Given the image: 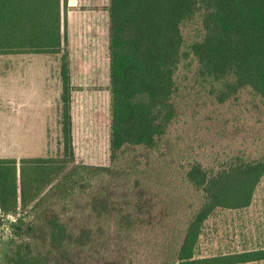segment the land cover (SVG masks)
<instances>
[{
    "label": "trees",
    "instance_id": "16d2710c",
    "mask_svg": "<svg viewBox=\"0 0 264 264\" xmlns=\"http://www.w3.org/2000/svg\"><path fill=\"white\" fill-rule=\"evenodd\" d=\"M67 7L68 0H0V56L62 55L63 155L20 161L0 158V224L1 216L32 206L30 219L9 222L13 238L5 264H75L80 251L106 239L110 227L116 238L126 241L147 224L142 217L147 203L141 196L129 207L118 203L110 209V202L98 195L92 211L98 218L113 214L114 221L76 233L59 214L43 208L81 171L112 172L104 165L73 166ZM109 16L113 163L130 150L159 147L176 118L174 99L181 66L195 65L197 79L208 86L217 103H227L245 90L264 100V0H111ZM196 19L201 22V35L187 42L183 27ZM186 177L202 202L187 222L179 249L163 264L263 263L264 247L209 257H200L197 251L205 224L217 210L241 211L253 204L264 179V158H238L218 172L196 163Z\"/></svg>",
    "mask_w": 264,
    "mask_h": 264
},
{
    "label": "rangeland",
    "instance_id": "374dc122",
    "mask_svg": "<svg viewBox=\"0 0 264 264\" xmlns=\"http://www.w3.org/2000/svg\"><path fill=\"white\" fill-rule=\"evenodd\" d=\"M110 3L111 0H68L65 50L73 58L74 82L89 86L87 89L73 86L76 107L73 166L104 165L111 167L112 172L81 171L74 183L64 185L66 190L56 192L58 195L43 208L59 214L76 233L100 222L114 221L113 214L98 218L92 211V201L98 195L110 202V209L118 203L129 207L141 196L147 203L142 211L147 224L126 241L116 238L118 234L110 227L106 239L80 251L75 264H163L179 249L187 222L202 202L200 193L187 181L190 167L201 163L209 171L218 172L238 158L253 161L264 158V100L245 90L227 103H217L208 93V86L197 79L195 65L181 66L174 99L176 118L159 147L150 151L130 150L125 158L113 163ZM201 27L199 19L187 23L183 27L186 41L196 40ZM61 56H0V158L20 161L24 157L63 155L58 119L62 106L58 111L54 97ZM50 75L54 81V105L46 99L34 100L36 94L42 98L46 95L49 84L46 85L45 79ZM48 133L51 141L46 144ZM31 211L32 206L1 216L0 264H5L12 243L9 222L19 217L30 219ZM258 247H264V179L249 208L215 212L205 224L197 253L209 257Z\"/></svg>",
    "mask_w": 264,
    "mask_h": 264
},
{
    "label": "crops",
    "instance_id": "0c3cea01",
    "mask_svg": "<svg viewBox=\"0 0 264 264\" xmlns=\"http://www.w3.org/2000/svg\"><path fill=\"white\" fill-rule=\"evenodd\" d=\"M71 53V52H70ZM69 53V54H70ZM33 55H46V54H33ZM2 56H7V55H2ZM70 58V71H71V78H72V85L75 87V86H79L81 88H89V86L85 87L83 86L82 84H79L77 82V84L74 82V74H73V58L69 57ZM60 66V65H59ZM51 74V73H50ZM23 75V73L21 74ZM56 76H57V79H56V91H54V94L53 93V88H52V85H53V82L50 78H51V75L50 77L48 76V78H46L45 80L47 81L46 85H48L47 87V90H45V94L44 97H37V94L34 96V100H41V99H46V101L49 103V101L51 102V105H54L53 104V95H55L54 97H57L56 99V102H58V106H59V109L58 111L60 110V107L62 106V103H61V96H62V80H61V67H60V70L58 69V72L56 73ZM49 79V80H48ZM50 81V82H49ZM21 90V89H20ZM74 92V91H73ZM21 93V92H20ZM53 94V95H52ZM75 92L72 94V116H73V134H74V139H75V136H76V133H75V130H76V115H75V110H76V107H75V96H74ZM59 100V101H58ZM84 109H82L83 111ZM81 111V112H82ZM58 119H59V122L61 120L60 116H58ZM47 136V138H46ZM45 136V140L47 139L48 141H45L46 144L49 143L51 141L50 139V133H48L47 135ZM75 143V141H74ZM76 149V148H75ZM25 158V157H24Z\"/></svg>",
    "mask_w": 264,
    "mask_h": 264
}]
</instances>
